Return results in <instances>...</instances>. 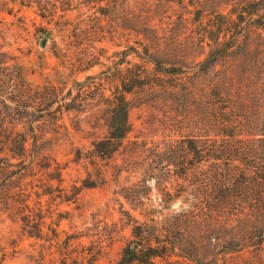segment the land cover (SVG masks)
Here are the masks:
<instances>
[{
	"label": "rangeland",
	"instance_id": "obj_1",
	"mask_svg": "<svg viewBox=\"0 0 264 264\" xmlns=\"http://www.w3.org/2000/svg\"><path fill=\"white\" fill-rule=\"evenodd\" d=\"M239 1L0 0V51L7 57L1 65L14 75V88L39 89L44 97L13 117L16 129L30 134L24 154L19 142H0V264H62L64 256L66 264H116L123 249L140 240L133 226L168 225L180 204L173 198L171 146L207 131L210 80L231 68L233 92L251 96L241 48L211 74L198 64L212 45L205 38L212 24ZM150 27L155 38L146 41L140 32ZM129 44L141 56L147 44L153 56L180 58L187 76L155 74L147 64L148 81L157 85L127 95L131 130L119 151L104 160L77 158L104 136L109 99L127 62L144 64L132 51L124 56ZM35 224L38 237L27 232H35ZM202 252L198 264L213 263V253ZM216 259L264 264V243ZM149 264L194 262L171 255Z\"/></svg>",
	"mask_w": 264,
	"mask_h": 264
},
{
	"label": "trees",
	"instance_id": "obj_2",
	"mask_svg": "<svg viewBox=\"0 0 264 264\" xmlns=\"http://www.w3.org/2000/svg\"><path fill=\"white\" fill-rule=\"evenodd\" d=\"M99 1L102 0H86L93 4ZM231 6L232 10L220 13L221 20L214 22L205 36L212 45L208 43L209 51L198 64L206 74H211L219 62L231 55L237 57L241 48L244 72L251 74V96L244 100L233 92L231 68L210 80L206 92L207 133L190 136L185 146L175 142L171 146L170 165L176 170L177 187L173 198L180 202L179 206L167 226H133L132 231L140 240L125 247L116 264H149L155 258L171 255L198 264L196 259L204 249L213 253L211 264H216L218 254L259 250L264 243V0H247L244 4L240 0ZM147 29L149 32H140L146 41L150 36L155 38L154 28ZM252 36L258 43L253 44ZM143 48L145 56L132 44L123 50L124 56L132 51L143 59L144 66L127 62L126 74L109 99L104 136L92 141L90 148L77 158L104 160L119 151L131 130L128 114L132 104L127 95L144 85H157L148 81L146 72L187 76L180 58L153 56L147 44ZM6 60V53L0 51V142L11 143V147L19 142L16 148L23 155L30 134L17 130L13 117L22 116V109H34L44 97L39 89L14 88V75L1 65ZM147 64L152 65V71ZM15 93L18 98H14ZM51 94H57L55 86ZM66 109L74 108L69 105ZM34 131L30 130L31 135ZM184 151L189 160L181 161L180 157L186 159L181 155ZM3 171L0 168V173ZM24 222L25 230L28 220L25 218ZM39 225L35 224V232L27 231L30 236L38 237ZM62 259L61 263L66 264L67 256Z\"/></svg>",
	"mask_w": 264,
	"mask_h": 264
}]
</instances>
